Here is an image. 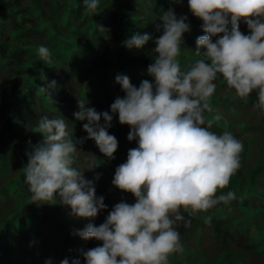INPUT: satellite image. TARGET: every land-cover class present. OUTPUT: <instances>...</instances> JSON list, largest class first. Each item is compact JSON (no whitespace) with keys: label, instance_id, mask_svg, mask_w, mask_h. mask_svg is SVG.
<instances>
[{"label":"trees","instance_id":"1","mask_svg":"<svg viewBox=\"0 0 264 264\" xmlns=\"http://www.w3.org/2000/svg\"><path fill=\"white\" fill-rule=\"evenodd\" d=\"M169 8L178 17L187 16L190 25L183 37V66L199 59L196 38L206 34L187 0L182 4L100 0L95 15L87 12L83 0H0V69H4L0 74V264H45L49 259L60 264L65 258L69 264L73 258L85 264L82 251L102 246V242L82 239L78 232L90 222L103 223L116 203L135 202L131 193L112 184L116 167L126 161L128 150L138 145L127 139L130 128L119 123L110 105L117 96L125 95L116 83L118 74L127 75L136 87L142 80H152L147 67L156 56L154 40L162 34L155 25L162 23L159 17ZM240 30L249 34L244 23ZM136 32L148 33L153 40L141 49L125 47L123 42ZM41 45L51 52L48 64L38 54ZM53 81L55 85L50 87ZM216 84L211 99L214 111L205 112V116L219 114L222 119L211 130L217 134L231 131L244 144L242 166L230 183L235 199L195 217L185 213L190 223L176 225L184 251L172 255L170 264H211V246L220 253L218 264H264V114L255 107V92L244 103L223 79ZM79 101L113 115L108 131L119 142L111 161L91 139L78 145L81 151L78 149L74 166L84 171L86 179L101 174L95 184L96 195L103 196L108 207L95 220L76 217L70 207L60 203H33L24 179L26 153L43 141L36 132L41 117L64 118L76 138L87 137L82 128L87 121L73 116ZM93 160L99 166L89 171ZM111 196L116 197L114 203ZM208 215L212 220L205 223ZM224 215L238 220L230 225ZM192 238L197 240V250Z\"/></svg>","mask_w":264,"mask_h":264},{"label":"clouds","instance_id":"2","mask_svg":"<svg viewBox=\"0 0 264 264\" xmlns=\"http://www.w3.org/2000/svg\"><path fill=\"white\" fill-rule=\"evenodd\" d=\"M83 2L89 14L98 13L100 0ZM171 3L182 4L183 0ZM187 3L206 33L196 38L199 59L182 66L183 37L190 25L187 16L178 17L169 8L159 17L162 23L155 25L162 34L154 40L156 56L147 67L152 80H142L136 87L127 75L115 77L125 95L117 96L110 110L118 114L121 125L129 126L127 139L138 146L129 149L126 161L116 167L112 184L131 193L135 202L116 203L103 223L90 222L78 232L82 239L102 242V246L82 251L85 264H170V256L184 251L176 228L178 222L190 223L184 214L195 217L235 199L230 183L242 166L243 141L231 131H212L222 117L206 118L205 112L214 111L211 99L216 81L223 79L244 103L255 92V107L264 114V0ZM241 23L247 25L249 34L240 30ZM150 40V34L136 32L123 44L141 49ZM38 54L45 64L51 62L47 47L39 46ZM54 85L55 81L50 87ZM85 104L79 101L73 116L87 121L82 125L87 137L76 138L64 118L39 119L36 132L43 141L26 153L24 179L33 203H60L76 217L95 220L108 207L104 197L96 195L101 174L86 179L84 171L74 166L78 145L91 139L111 161L119 142L108 131L113 115ZM98 166L93 160L88 170ZM211 220L208 215L204 222ZM45 264L52 262L49 259ZM60 264H69V259ZM71 264L81 261L73 258Z\"/></svg>","mask_w":264,"mask_h":264},{"label":"rangeland","instance_id":"3","mask_svg":"<svg viewBox=\"0 0 264 264\" xmlns=\"http://www.w3.org/2000/svg\"><path fill=\"white\" fill-rule=\"evenodd\" d=\"M3 72H4V69H0V74L3 73ZM135 144H137L136 141H135ZM110 199L112 200L113 203L116 201V197H115V196H111ZM108 209H109V208H108ZM218 217L220 218V215H219ZM223 218H225V220H227V221L229 222L230 225H234L235 221L238 220V219H237V216L231 217V216H228V215H224ZM191 242H192V247H193L195 250H197V249H198V247L196 246L197 240L194 239V238H192V239H191ZM83 245H84V243H82V246H83ZM82 246H81V247H82ZM209 249H210L211 251H213V252H211V260H212L211 264H216V263L218 264L220 253H219L218 251L215 252V251H214L215 248L212 247V246H211ZM83 250H84V246H83ZM81 256H82V254H81ZM82 257H83V256H82ZM83 259H84V258H83ZM169 261H170V263H171V261H172V256L169 257ZM238 262H240V259H238Z\"/></svg>","mask_w":264,"mask_h":264}]
</instances>
